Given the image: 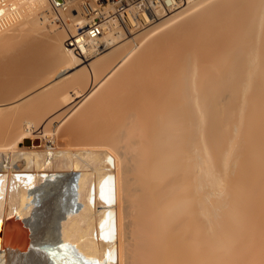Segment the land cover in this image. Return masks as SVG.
<instances>
[{"label": "bare ground", "instance_id": "1", "mask_svg": "<svg viewBox=\"0 0 264 264\" xmlns=\"http://www.w3.org/2000/svg\"><path fill=\"white\" fill-rule=\"evenodd\" d=\"M88 1L0 0V42L53 36L61 64L49 52L51 82L0 116V230L21 224L32 237L25 257L0 244V264H235L250 239L264 264V0H165L170 11L160 0ZM133 8L146 30L130 39ZM70 94L90 124L79 115L87 129H67L90 141L56 149L51 127L32 133L22 108L53 113ZM34 108L35 123L44 112Z\"/></svg>", "mask_w": 264, "mask_h": 264}, {"label": "rangeland", "instance_id": "2", "mask_svg": "<svg viewBox=\"0 0 264 264\" xmlns=\"http://www.w3.org/2000/svg\"><path fill=\"white\" fill-rule=\"evenodd\" d=\"M55 1V2H54ZM88 1V0H87ZM95 2H97V0H94ZM102 1V2H101ZM101 1H98L97 3H95V5L97 6L98 4L101 6V5H103L104 4V2H105V0H101ZM141 0H135L134 2H130L129 4H131L130 6H128V7H133V6H135L138 2H140ZM55 3V5L56 4H58V5H62V4H64V0H51V8H53L54 10H55V6H54V3ZM88 2H90V0L88 1ZM91 3L93 4V2L91 1ZM103 3V4H102ZM126 4V3H125ZM94 5V4H93ZM145 5H147V4H145ZM127 7V8H128ZM164 8H166V9H168V11H170L171 9H169V7H166L165 5L163 6ZM118 8V7H117ZM117 8L115 9V11L112 13V15L114 16L115 15V17H116V13H117ZM52 9V10H53ZM81 9V8H80ZM143 11H146L144 8H141ZM65 10V11H64ZM64 10H62V16L60 15V13H59V15L57 14V17H60V22L59 21H56V23L58 24V25H61L62 27H64L63 25H65L64 23H69L70 22V19L72 18L73 19V17H72V13L74 14L75 13V15H77V11H78V8H76V10H75V7H74V10H73V8L71 7L69 10H67V9H64ZM71 10V11H70ZM82 10V9H81ZM80 11V10H79ZM137 11V9H134L133 8V14H136L135 16H136V18L138 19V21H139V23L140 24H138V27H137V29H133L134 27H131V29H133V32L130 34V33H128V34H130V36L128 35V37L131 39L132 37H136V35L137 36H139V34L141 33V32H143V31H145L146 30V25L143 23V21H142V19H140L141 18V16H140V11H138V13L136 12ZM49 12V11H48ZM48 12H46V14L48 13ZM64 12V13H63ZM66 13V14H65ZM68 13V14H67ZM45 14V15H46ZM118 14V13H117ZM171 14H172V12H171ZM50 16L52 15V14H49ZM48 15V16H49ZM63 15L65 16V17H63ZM170 15V14H169ZM47 16V15H46ZM45 16V18L46 19H48V17H46ZM49 16V17H50ZM118 16V15H117ZM41 17V16H40ZM56 17V16H55ZM61 17H63L64 19L66 18L67 20L65 21L63 18V21H65V22H63L62 21V19H61ZM53 17L51 16V18L50 19H52ZM69 18V19H68ZM54 19V18H53ZM71 19V20H72ZM57 20H59L58 18H57ZM124 21V20H123ZM62 23V24H61ZM71 23V22H70ZM69 23V24H70ZM49 24H51V23H45V26H48ZM124 22H123V24L121 23V27H123L124 28ZM143 26H145V27H143ZM89 27H86L85 29H88ZM59 29V28H58ZM123 31H124V33H126L127 31H126V29L124 28L123 29ZM138 32V33H137ZM137 33V34H136ZM17 34V33H16ZM34 34H36L35 35V37H34ZM34 34H31L28 38L29 39H27V35L26 36H24L23 37V39H22V36H21V38H20V36L17 38V36H16V38L15 37H5L3 40H2V42H0L1 44H0V65L1 66H4V68H7L8 69V71H9V69H11L10 70V72L11 73H9V72H6L7 70H4L3 72H1V74H0V76L3 78H1L0 77V107L2 106H4L5 107V110L4 111H2V112H4V113H0V116L1 115H5V118H6V116L8 117V116H10L9 114V109H7V112L9 113V114H7V112H6V114H5V111H6V107H8V105H10L14 100H16L17 99V101H19L18 100V97H20L21 95L22 96H24L23 98H26V99H29V98H27V97H30L29 95L31 94V95H33V94H38V92L39 91H41V87H43L44 86V84L46 83V79H48V81H47V83H46V85L49 83V81L51 80V78L53 79V77H51V75L52 74H50V73H52V72H54L56 69V67L54 66V65H56V66H61V64L60 65H58V64H56L57 63V58H55L56 59V62H55V59H54V57H56V56H53V55H51V54H53L54 53V55H55V52L57 53V51L56 50H58V47H56L55 46V44H57V42L54 40V41H52L53 39H52V35L50 34V36H52L51 37V39L50 38H48V37H45L46 35H43L42 36V34L40 35V34H38L37 35V33H34ZM21 35V34H20ZM143 35V34H142ZM142 35H140V37L142 36ZM38 36V37H37ZM49 36V37H50ZM37 37V38H36ZM139 37V38H140ZM39 38H40V41L42 40V42H40L41 44H43L42 46L44 47H42V46H39L40 45V43H38L37 41H39ZM19 39V40H18ZM34 39H36V41L34 40ZM50 39V40H49ZM137 39V38H136ZM135 39V40H136ZM141 39H143L142 37H141ZM44 40V41H43ZM47 41V43H46V41ZM49 40V41H48ZM126 40H128V39H126ZM53 43H52V42ZM125 41V40H124ZM138 41V40H137ZM139 41H140V39H139ZM138 41V42H139ZM34 42V43H33ZM36 42V43H35ZM45 42V43H44ZM56 42V43H55ZM137 42V43H138ZM33 43V44H32ZM55 43V44H54ZM4 44V45H3ZM23 44V45H22ZM30 44V45H29ZM35 44H37V46H39V51H38V49H37V47H36V45ZM48 44V45H47ZM52 44V45H51ZM68 44V42H66V40L64 41V45L66 46ZM22 45V46H21ZM27 45H29L28 46V48H29V51H28V48H27ZM34 47H33V46ZM45 45H46V47H45ZM51 45V46H50ZM31 46V47H30ZM50 46V47H49ZM12 47V48H11ZM52 47V48H51ZM67 47V46H66ZM24 48V49H23ZM36 48V49H35ZM50 50H54L55 49V52H52V51H49V49ZM68 48V47H67ZM27 49V50H26ZM30 49L33 51L34 49L36 50L35 52H36V55H35V52L33 53L32 51H30ZM43 49V50H42ZM23 50H25V51H23ZM47 50V51H46ZM10 51V52H9ZM22 51V52H21ZM28 51V52H27ZM25 52V53H24ZM31 52H32V54H31ZM39 52V53H38ZM42 52H44L45 54H41ZM47 52V53H46ZM49 52H52V53H49ZM7 53V54H6ZM22 53V54H21ZM23 53L26 55H23ZM48 53H49V55H51V57L53 56V60H54V67L52 66V64H51V62H53V60H51L52 58L48 55ZM34 55L33 56V58H34V60H33V58H30L31 60H33L34 61V63L36 64H33V62L31 61V60H29L28 58H24V57H32V56H29V55ZM40 54V55H39ZM47 54V55H46ZM58 54V53H57ZM13 55V56H12ZM24 56V57H23ZM58 56H59V54H58ZM2 58V59H1ZM36 58V59H35ZM41 58H43V59H41ZM51 58V59H50ZM23 59H27V61L29 60V61H31L30 63H29V61H28V64L26 63L25 65H24V63L26 62L25 60H24V63H23ZM49 61H48V60ZM47 60V61H46ZM90 61H92V59L90 60ZM2 62V63H1ZM46 62V63H45ZM48 62V63H47ZM9 63H11V64H9ZM32 63V64H31ZM43 63V65H41ZM88 63H90V62H85L84 63V65H82L81 67H78V68H76V70H73V72L74 71H78L80 68H82L83 66H85V65H87ZM23 64V65H22ZM45 65V66H44ZM0 66V67H1ZM7 66V67H6ZM22 66H25L24 68L22 67ZM27 66V67H26ZM30 67V69H28L29 67ZM34 66V67H33ZM42 66H44V67H42ZM8 67H10V68H8ZM33 67V68H32ZM37 68V69H36ZM42 68V69H41ZM57 68H59V67H57ZM28 69V70H27ZM46 69V70H45ZM51 69H52V71H51ZM54 70V71H53ZM31 71V72H30ZM35 71V72H34ZM37 71H39V72H37ZM42 71H43V73H42ZM4 72H6L5 74H3ZM15 72V73H14ZM34 72V73H33ZM37 72V73H36ZM50 72V73H49ZM9 73V74H8ZM38 75H36V74ZM47 73V74H46ZM39 74H40V76H39ZM41 74H44V75H41ZM36 77H35V76ZM27 76H29V77H27ZM30 76H31V78H30ZM46 76V77H45ZM51 78H50V77ZM28 79H27V78ZM34 77V78H33ZM33 78V79H32ZM45 78V79H44ZM30 79V80H29ZM34 79H37V81H35ZM44 79V80H43ZM19 80V81H18ZM17 81V82H16ZM42 81H44V82H42ZM29 82V83H28ZM31 82H32V85H31ZM35 82V83H34ZM51 82V81H50ZM38 83V84H37ZM35 84V85H34ZM40 84H43L42 86L40 85ZM83 84H85V82H83ZM82 84V85H83ZM23 86V87H22ZM41 86V87H40ZM84 87H85V89H87L88 87H86V84L85 85H83ZM82 86V88H84ZM32 88V89H31ZM33 88H34V90H33ZM18 89V90H17ZM28 89H30L29 90V92H28ZM37 90V92H36V90ZM39 89V90H38ZM2 90V91H1ZM10 92H9V91ZM84 90V89H83ZM25 91H27V93L25 92ZM88 91V89L86 90V92ZM8 92V93H7ZM23 92V93H22ZM35 92V93H34ZM20 93V94H19ZM33 93V94H32ZM40 93V92H39ZM24 94V95H23ZM12 95V96H11ZM19 95V96H18ZM71 95V97L73 98V100H72V102L70 103V104H68V105H63V107H61L62 105H59V103H58V101H56V103L59 105L58 106V109H57V104H55V103H53L51 106H53V108L52 109H54L55 108V110H53V113L51 112L52 110H51V108L49 109V110H47V113L49 114H45V111H46V109H47V107H46V109H44L45 107H42V108H40L41 110H43L42 112H39L38 111V114L37 115H39V117H40V114H43V112H44V114H45V116H44V114L42 115V118L40 117V118H38V116H37V118L36 119H34V121H35V123H36V125L35 126H38V127H34V122H33V118H35V116H34V114L32 113V114H30L31 113V111H32V109L34 108H32V109H30L32 106H30V105H28V107H27V105H26V107H27V109L26 108H22V109H24L25 111H28V113L26 112L25 113V111L24 110H22L20 107V109L22 110V114H24V116H25V118H26V115L28 116V115H30V116H28L29 117V119H28V117H27V119H25L24 121H30L31 119V121H30V123L32 122V129H33V131H32V133H34L35 132V134H38L40 131L42 132L43 131V128L45 127L46 128V126H47V128H46V130H51L52 129V131H54L53 133H54V138H55V142H54V148H56V149H62V148H67V146L69 147L70 145L72 146V145H75V144H80V143H85V142H89L90 141V139H84V138H80L79 137V134H78V132H76V131H73V130H69V129H67V125L69 124V123H71L73 120H77L78 121V118H81L82 117V115L84 114H79V113H81L82 112V110L84 109V107H83V105L84 104H81L82 102H83V99L81 98V97H77V95H75V94H70ZM25 96H27V97H25ZM12 99V100H11ZM19 99H21V98H19ZM25 99V100H26ZM39 99H41V98H39ZM30 100H31V98H30ZM29 100V101H30ZM42 100H43V98H42ZM42 100H40L41 101V103H43L42 102ZM4 101V102H3ZM17 101H15V102H17ZM32 101V100H31ZM82 101V102H81ZM11 102V103H10ZM27 102H28V100H27ZM78 102V103H77ZM10 103V104H9ZM14 103V102H13ZM25 103V102H24ZM33 103V102H32ZM40 103V104H41ZM3 104V105H2ZM26 104H28V103H26ZM37 104H38V102H37ZM55 104V105H54ZM7 105V106H6ZM22 105V104H21ZM70 105V106H69ZM72 105H75V106H72ZM81 105V106H80ZM34 106H38V105H34ZM48 107H50V105H47ZM54 106H56V107H54ZM1 107V108H2ZM4 107H3V109H4ZM41 107V106H40ZM61 107V108H60ZM74 107V108H73ZM79 107H80V110H78L79 112H77L76 114H73V115H71V113L70 112H74L73 110H77V108L79 109ZM81 107H82V109H81ZM18 108V109H19ZM68 108H70V109H68ZM18 109H16L17 110V112H18ZM19 109V111H21ZM34 109H38V110H40L39 108H34ZM10 110H12V108L10 109ZM14 111H15V113H12L11 112V114H13V116H14V114H16L17 115V113H16V110L15 109H13ZM40 110V111H41ZM51 110V111H50ZM66 110H68L67 112H65ZM72 110V111H71ZM35 111V110H34ZM37 111V110H36ZM35 111V112H36ZM51 113H50V112ZM55 111V112H54ZM81 111V112H80ZM62 113V114H61ZM65 113V114H64ZM26 114V115H25ZM59 114V115H58ZM64 114V115H63ZM68 114V115H67ZM15 115V116H16ZM33 115V116H32ZM61 115V116H60ZM69 115H71L70 116V118H69ZM81 117H80V116ZM12 116V115H11ZM12 116V117H13ZM14 116V118H16ZM17 116H19V117H22V116H20V115H17ZM46 116H48V117H46ZM54 116H56L55 118H54ZM63 116V117H62ZM79 116V117H78ZM84 116L86 117V115H83V118H84ZM31 117H33V118H31ZM46 119H45V118ZM67 118L68 120L66 121V122H64L63 121V118ZM76 117V118H75ZM78 117V118H77ZM2 118L4 119V117L2 116ZM23 118V117H22ZM51 118H53L52 120H51ZM61 118V119H60ZM3 119H1V120H3ZM0 120V121H1ZM36 120L38 121V120H40V121H38V122H36ZM65 120V119H64ZM81 120H82V118H81ZM81 120H79V121H81ZM51 121H53V122H51ZM59 121V122H58ZM61 121V122H60ZM76 121V127L78 126V128L80 127L81 128V126H79L82 122H77ZM83 122L84 121H86L87 122V120H85V118H84V120H82ZM88 121H89V119H88ZM50 124V125H48V123ZM51 122V123H50ZM58 122V123H57ZM62 122H64V123H62ZM45 123V124H44ZM47 123V124H46ZM59 123L60 124H62L61 126L59 125ZM78 123H80V124H78ZM85 123V122H84ZM38 124V125H37ZM83 124V123H82ZM87 125L88 124H90V122H87L86 123ZM13 126H14V123L12 124ZM12 125H10L9 127H8V131H7V135L10 137L11 136V138H14V139H12L11 140V138H7V139H9L10 140V142L9 143H13V141H15L16 139L15 138H18V137H16V136H18V133L17 132H15L16 130H17V128H15V126L13 127L14 129H15V131H13L12 130ZM46 125V126H45ZM53 125V126H52ZM43 127V128H42ZM48 127H51V129L49 128L48 129ZM57 127V128H56ZM59 127V128H58ZM88 127V126H87ZM87 127H86V125L84 126V124H83V127L81 128V130H80V132L82 131H85L86 129H87ZM9 128H11L10 129V131L12 130L13 131V133L11 134V132L9 133ZM20 128L21 127H19L18 129L20 130ZM38 128V129H37ZM23 129V128H22ZM37 129V130H36ZM58 129V130H57ZM46 130H44V131H46ZM57 130V131H56ZM18 131V130H17ZM21 131V130H20ZM19 131V132H20ZM23 131V130H22ZM57 132V133H56ZM22 133V132H21ZM21 133H19V134H21ZM17 134V135H16ZM14 135V136H13ZM49 135V134H48ZM7 136V137H8ZM57 136V137H56ZM49 137V136H48ZM45 139L43 140L44 142H46V140L48 139L47 137H44ZM83 139V140H82ZM8 143V140H7V142L5 141V142H3V143H1V145H8L7 144ZM18 145H20V144H18ZM57 145V146H56ZM9 147V146H8ZM26 147H28V146H26ZM58 147V148H57ZM60 147H62V148H60ZM258 228V226H256V229ZM250 242H249V246H250V248L247 250V252H245L244 254H243V256L240 258V259H237L236 261H235V264H256V260H258V258H257V256H256V254L258 253V251H257V253H256V250H255V245H254V243H253V241L250 239L249 240ZM248 242V241H247ZM259 262H261V261H259ZM259 262H257V264H260Z\"/></svg>", "mask_w": 264, "mask_h": 264}, {"label": "water", "instance_id": "3", "mask_svg": "<svg viewBox=\"0 0 264 264\" xmlns=\"http://www.w3.org/2000/svg\"><path fill=\"white\" fill-rule=\"evenodd\" d=\"M34 144L40 145L41 141L36 139ZM2 229V232L0 230V244L4 249L11 251L10 256L13 258L25 257L29 252L32 240L31 233L27 228L21 224L5 223Z\"/></svg>", "mask_w": 264, "mask_h": 264}, {"label": "built area", "instance_id": "4", "mask_svg": "<svg viewBox=\"0 0 264 264\" xmlns=\"http://www.w3.org/2000/svg\"><path fill=\"white\" fill-rule=\"evenodd\" d=\"M155 1H159V0H155ZM162 1L163 6L165 5L166 7H168V5L165 4V0H160ZM179 4H176L175 6H179L184 4L185 2L189 1V0H176ZM96 25H93L92 27L89 28L90 31H94ZM92 34H95V32H92Z\"/></svg>", "mask_w": 264, "mask_h": 264}]
</instances>
